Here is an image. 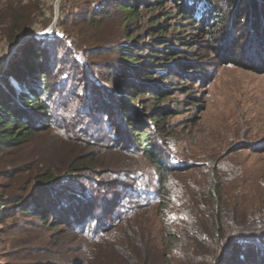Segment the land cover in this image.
<instances>
[{
    "label": "rangeland",
    "instance_id": "obj_1",
    "mask_svg": "<svg viewBox=\"0 0 264 264\" xmlns=\"http://www.w3.org/2000/svg\"><path fill=\"white\" fill-rule=\"evenodd\" d=\"M213 1L224 22L222 27L215 26L216 42L179 16L169 2L163 9L168 17L155 25L167 22L162 36L169 47L181 52L160 63V70L169 66L173 74L180 76L174 80L176 88L181 89L170 90L164 100V105L173 110L166 119L165 148L177 171H159L139 152L120 158L111 151L89 148L101 152L110 171L83 183L85 193L96 194L101 203L87 226L82 227L84 232L70 231L67 225L51 228L29 214L11 213L0 223V264H66L73 258L84 259L86 264H124L144 247L148 264H215L221 258H215L221 250L219 234L239 232L248 226L250 229L260 222L264 229V72L221 64L223 52L213 48L216 43L224 44L226 51L236 50L248 59L258 46L255 42L260 41L259 27L264 31V23L260 22L259 30L253 32L242 30L239 15L232 18L226 13L228 0ZM108 2L0 0V76L21 59L29 46L44 50L48 66H54L55 59L57 69L61 67L63 74L52 75L46 89L54 92L53 98L61 85L72 93L76 87L81 90L79 83L87 87L93 80L112 88L117 72L110 74L105 69L118 61L108 49L125 40L120 14L110 7L96 25L82 18L108 6ZM158 13L141 11L139 18L144 27L140 33L147 20ZM15 22L16 31L24 34L13 44L9 34ZM130 28H137L136 23L131 22ZM104 44L108 47L102 51L100 46ZM35 50L25 53L26 76L21 73L10 78L16 92H28L36 86V74L30 71ZM261 56L262 60L251 59L260 62L264 60V54ZM81 100L84 106L86 99ZM29 101L31 105L36 103L32 98ZM96 118L101 117L96 114ZM58 141V131L50 127L26 138L19 149L0 155V197L11 182L10 170L31 165L37 152L43 147L51 149ZM42 153L49 158L55 154L45 149ZM125 158V165H120ZM28 176L22 172L18 185L25 186ZM103 180L114 183L107 189L90 187L93 181ZM98 223L100 227L96 228ZM213 224L218 228L216 236L209 231ZM98 229L103 232L92 239L93 230ZM247 245L251 260L246 264H264V235Z\"/></svg>",
    "mask_w": 264,
    "mask_h": 264
},
{
    "label": "trees",
    "instance_id": "obj_2",
    "mask_svg": "<svg viewBox=\"0 0 264 264\" xmlns=\"http://www.w3.org/2000/svg\"><path fill=\"white\" fill-rule=\"evenodd\" d=\"M168 2L177 9L179 16L196 25V29L210 41H217L215 26L222 27L224 22L221 21V10L213 0H109L108 6L97 8L89 17L85 15L82 18L83 22L96 25L106 16L110 7L120 14L122 37L125 40L108 49L109 53L118 56V61L114 66L108 65L105 69L106 73L117 72L116 76L113 75L112 88L93 80L87 87L79 83L84 90L82 88L77 90L76 87L72 93L61 85L53 98L54 92L48 93L46 89L52 75L63 74L60 73L61 67L58 66L57 69L58 64L54 58V63L52 62L54 66L50 64L48 66L44 50H35L29 46L24 48L21 59L14 62L0 76V155L7 150L19 149L26 138L43 133L50 127L59 134L58 143L51 149L43 147L37 152L39 154L35 159L32 158L31 165L17 166L8 172L11 182L7 192L0 197V223L3 218L18 211L39 219L41 223L51 228L67 225L70 231L84 232L82 227L87 226L101 203L96 194L85 193L87 188L83 187V183L87 180L92 181L94 177L104 176L110 171L100 157L102 150L116 153L120 158L128 153L132 155L139 152L157 170L177 171L178 166L165 148L168 130L166 119L173 114V110L164 105V100L169 96L170 90L181 89L176 88L177 83L174 80L180 76L173 74V69L169 66L160 70L163 68L160 63L169 61L181 52L169 47L166 38L162 36L167 30L165 28L167 22L155 26L157 21L168 17L169 14L163 11L165 3ZM199 2H202L200 7ZM227 5L226 13L232 14V18L239 15L237 21L244 27L242 30L249 29L253 32L254 29H260L258 37L260 43L254 41L258 46L256 50L250 52L248 59L236 53V50L228 48L226 51L224 44L216 43L213 48H219L223 52L221 64H233L256 73H263L264 60L260 62L256 60H262L261 55L264 54V31L259 27L260 22L264 23V0H228ZM142 10L150 12L159 10L160 13L152 15L147 20L144 32L140 33L144 27L141 26L139 18ZM131 22L136 23L137 28L134 30L130 28ZM16 29L18 28L15 22L9 34L13 44L24 34V31ZM100 47L103 51L108 46L104 44ZM27 50H35L30 71L36 74V86L31 87L28 92H16L10 78H17L21 73L24 77L29 72L26 57L24 58ZM252 57L256 60L251 59ZM23 83H26V79ZM83 97L86 99L84 106L81 100ZM29 98L34 99L36 103L31 105L32 101H29ZM73 103L75 105L71 109ZM96 114L101 118L97 119ZM89 148L100 151L88 150ZM44 149L51 155L52 152L55 153L54 156L49 158L47 153H42ZM120 161V165L123 166L126 158L124 162ZM25 171L29 174L24 180L25 186H19L21 178L18 176ZM100 183L93 181L90 187L107 189L106 187L114 182L103 180ZM131 188L125 187L128 191H132ZM261 223L250 229H248L250 226L243 228L239 232L219 234L221 250L215 258H221L215 264H246L250 261V256H247L250 254L247 243L264 235ZM100 224L98 223L96 228H99ZM78 228L81 229L76 230ZM209 231L213 236L218 235L215 224ZM101 232L103 231L100 229L93 230L92 239ZM147 254L144 247L137 256L131 255L123 263L148 264ZM66 264L86 262L84 259L73 258Z\"/></svg>",
    "mask_w": 264,
    "mask_h": 264
}]
</instances>
